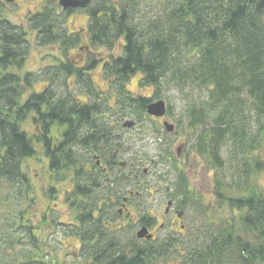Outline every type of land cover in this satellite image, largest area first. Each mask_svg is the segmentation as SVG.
<instances>
[{
    "label": "trees",
    "instance_id": "obj_1",
    "mask_svg": "<svg viewBox=\"0 0 264 264\" xmlns=\"http://www.w3.org/2000/svg\"><path fill=\"white\" fill-rule=\"evenodd\" d=\"M61 11L50 0L27 21L38 46L59 43L64 57L78 36L65 28ZM85 12L87 40L108 50V57L90 51L83 66L65 58L38 75L20 73L27 32L0 11V206L10 210L29 200L23 166L39 149L50 175L49 200L57 184L71 183L66 204L74 220L68 229L80 242L84 264H264V180L256 179L264 177V0H92ZM100 64L113 106L96 98L90 74ZM136 74L140 87L152 88L150 98L127 90ZM42 76L45 87L35 92ZM70 80L80 86L85 103L67 91ZM168 89L190 102L185 123L195 133V152L214 170L219 216L203 219V226L194 223L183 237L139 240L129 231L132 226H116L113 210L81 209L73 176L82 174L85 155H76L74 148L87 143L85 149L107 160L112 149L121 148L113 133L120 121H139L147 115L146 105ZM109 113L116 117L114 127ZM28 120L32 135L23 130ZM223 170L231 175L229 182ZM123 176L113 179L114 193L130 185ZM177 177L176 194L192 204L186 178L182 172ZM12 209L0 217V264H51L44 239L34 234L25 212L15 215ZM226 210L229 215L221 216ZM148 220L140 216L138 226Z\"/></svg>",
    "mask_w": 264,
    "mask_h": 264
},
{
    "label": "rangeland",
    "instance_id": "obj_2",
    "mask_svg": "<svg viewBox=\"0 0 264 264\" xmlns=\"http://www.w3.org/2000/svg\"><path fill=\"white\" fill-rule=\"evenodd\" d=\"M50 0H0V11L3 13L4 18L12 22L16 26H20L27 32V58L24 68L20 73L31 71L37 72L38 75L48 66H56L58 61L63 59H71L76 65H85V60L89 57L90 51L102 52L104 58L108 57L109 51L104 48H93L89 40H87L86 34V8H76V10L67 9L70 12L65 14V11H61L64 19L63 25L70 33H75L78 36V44L75 47L67 49V54L63 57V53L60 51L59 43L54 45H47L40 47L35 42V32L33 33L29 29L27 18L33 12L40 10L43 5H46ZM56 0H51V2ZM59 9H61L58 6ZM121 43V42H120ZM120 46L117 45L113 49L112 53L117 54ZM101 65L97 66L91 71L90 78L94 83V88L97 91L98 102L106 101L105 104L113 106V101L108 100L110 92L108 91V84L104 80L103 73L101 72ZM139 74L133 75L129 79L127 84V90L133 95L148 97L153 95L151 87H140ZM46 78V77H45ZM44 76L34 84V91H42L45 87ZM68 92H72V96L77 99H81L84 103L87 101L85 94L80 93V86L68 82ZM195 97L198 96V92L193 93ZM95 96V94H93ZM203 96V95H202ZM194 97V99H195ZM193 99V97H191ZM159 100L166 103L167 112L166 115L161 118L163 121H167L174 126V131L167 133L161 124V121H157L156 118L144 115L139 121L136 118H132L134 122H137L135 130L132 128H123L120 124L125 122L120 121L118 125L119 129H114L113 133L119 134L118 138L122 143L119 158L122 161H127V166L124 172L134 170V166H139L141 178L143 179L139 198L132 197L131 201L136 200L139 203L138 208H130V222L132 224V234L138 229V220L140 216L146 217L149 220L158 214H162L161 207L165 205L164 198L174 197L175 193L174 183L177 180L178 172H182L187 181V188L189 190V196L193 198L192 204L186 201V216L188 220L187 232L191 226L196 223L203 226L205 220L214 221V218H218L219 214L216 212L215 197H213L214 191V170L205 157H200L195 152L194 148V134L189 131L186 126V117L184 111L188 108V101H185L175 90L168 89L166 94ZM199 101V100H198ZM156 102V101H155ZM105 109V108H103ZM109 115V122L114 125L116 117ZM116 125V124H115ZM23 130L32 135L35 132L34 125L31 120L23 125ZM55 135V130L53 131ZM120 143V144H121ZM171 153V157H167L164 153L165 149ZM183 147V148H182ZM181 150V157L177 155L178 150ZM38 153L25 161L23 171L29 178L31 184L29 192V200L24 198L22 201L11 209L14 210L17 215L18 210L25 212L24 217L28 220V224L33 227L34 234L37 233L40 238H43L46 247L48 248L51 259V264H84L83 258L80 255H76L79 241L77 238H73L70 235L68 229L74 220V214L71 208L66 204V196L71 193L72 186L68 182L56 185V194L51 201L48 198L49 194H46L48 187L50 186V175L47 172V161L44 159L41 151L38 149ZM223 159H226L227 153L222 152ZM136 163V164H135ZM135 164V165H134ZM175 164V165H174ZM226 164L228 166L229 164ZM142 171H147L146 174H142ZM226 175V181H230L231 175L228 171L223 170ZM259 184L263 183V174H259L256 178ZM33 198L32 202H29ZM183 198V196H182ZM13 200L15 198H9ZM176 199L179 202L180 196L176 194ZM162 200V201H161ZM159 202L162 204L159 205ZM136 205V203H135ZM203 208H206L203 213ZM4 206H0V217L9 215V211ZM51 209V210H50ZM137 210V211H136ZM44 215H47L53 222L48 223ZM221 216H228L229 212L222 211ZM2 219V218H1ZM169 217L165 218L168 223ZM116 226H124L126 222L120 219L115 220ZM129 226V225H128ZM170 228H156L155 239L169 237ZM173 230V229H171ZM186 232V233H187ZM190 234V233H188ZM135 235V234H134ZM81 253L79 249V254ZM80 256V257H79Z\"/></svg>",
    "mask_w": 264,
    "mask_h": 264
},
{
    "label": "flooded vegetation",
    "instance_id": "obj_3",
    "mask_svg": "<svg viewBox=\"0 0 264 264\" xmlns=\"http://www.w3.org/2000/svg\"><path fill=\"white\" fill-rule=\"evenodd\" d=\"M90 2H92V0H90L89 3ZM157 121H161V124L164 122L161 118H157ZM132 123L134 125V120H132ZM114 125L112 126L114 127ZM137 126L136 122V126L134 125L132 129L135 130ZM118 135L119 134H115L117 137ZM85 145L88 144L82 142L81 144H76V147L74 148L76 155H85V158L83 159V161H85L81 163L82 167L79 168V170L82 171V174L73 176L75 182L74 193H76V201L82 205L81 209H90L93 214L113 210L117 220L120 219L121 221L126 222V224H124L126 228L128 225L132 226V224H129L131 219L130 213L128 212L130 208H134V201H131V198L136 197L138 199L140 195L142 196L140 189L143 179L141 178V174L139 172V166H134V170L124 172V169L128 164L127 161H119V153L122 147L118 148V150L116 148L112 149V154L104 161V159H102L99 155L85 149L83 147ZM120 146H122V143ZM182 148L178 150V158L181 157L180 154ZM143 173L146 174L147 171H142V174ZM120 174L124 175L123 177L124 180H126L125 182H127V180L130 181V185L117 187L116 193H114L112 182L114 180L116 181ZM173 196L174 197L162 199L165 201V205H162L161 207L162 214L154 215L150 220H148V225H140L137 230L145 226L148 233L153 234L152 240L155 239V232L158 227L160 229L164 227L170 228L168 229L170 234H172L170 236L183 237L187 232L186 230L188 225L186 216V201L180 197L178 202L176 199V192ZM161 204L162 203L159 202V205ZM167 217H169L168 223L165 221V218L167 219ZM44 218L50 224L53 222V220L49 219L47 215H44ZM109 222L110 220H107L106 223L108 224ZM79 249L80 243L77 248L78 252L76 255L81 256V253L79 254Z\"/></svg>",
    "mask_w": 264,
    "mask_h": 264
},
{
    "label": "water",
    "instance_id": "obj_4",
    "mask_svg": "<svg viewBox=\"0 0 264 264\" xmlns=\"http://www.w3.org/2000/svg\"><path fill=\"white\" fill-rule=\"evenodd\" d=\"M13 1V0H9ZM90 0H57V3L63 11L67 9L76 10V8H86ZM150 117L163 118L166 115V104L162 100H156L146 105L145 111ZM135 125V123H134ZM131 120H125L122 123L123 128H133ZM136 126V125H135ZM163 127L167 133L174 131V126L171 123L163 122ZM136 238L139 240H151L152 234H149L145 227H141L136 233Z\"/></svg>",
    "mask_w": 264,
    "mask_h": 264
}]
</instances>
